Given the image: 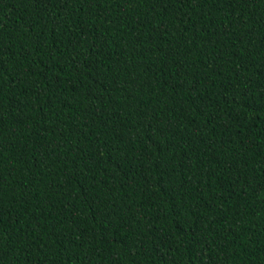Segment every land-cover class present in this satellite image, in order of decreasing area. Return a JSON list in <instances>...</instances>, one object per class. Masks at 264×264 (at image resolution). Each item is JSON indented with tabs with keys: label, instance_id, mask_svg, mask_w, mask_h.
I'll use <instances>...</instances> for the list:
<instances>
[{
	"label": "trees",
	"instance_id": "trees-1",
	"mask_svg": "<svg viewBox=\"0 0 264 264\" xmlns=\"http://www.w3.org/2000/svg\"><path fill=\"white\" fill-rule=\"evenodd\" d=\"M0 264H264V0H0Z\"/></svg>",
	"mask_w": 264,
	"mask_h": 264
}]
</instances>
